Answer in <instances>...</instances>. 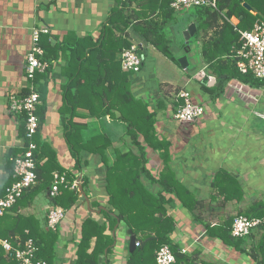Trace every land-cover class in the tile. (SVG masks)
I'll use <instances>...</instances> for the list:
<instances>
[{"label":"crops","instance_id":"1","mask_svg":"<svg viewBox=\"0 0 264 264\" xmlns=\"http://www.w3.org/2000/svg\"><path fill=\"white\" fill-rule=\"evenodd\" d=\"M117 7H121L120 0H0V194L12 175L13 158L23 153L26 145L22 134L25 118L9 111L10 96L24 94L28 90L30 82L25 65L33 32L36 28H46L49 31L41 33L40 43L46 57L51 59L48 69L38 75L36 82L42 100L40 106L45 109L38 137L46 145L47 152H55L58 165L64 169L66 176L67 173L76 176L88 197L86 200L79 195L76 203L66 207L59 199L51 201L49 198L54 178L47 186L40 178L7 213L8 218H27L25 224L47 234L51 231L47 228L50 207L56 204L66 209V216L58 230L53 231L58 235L51 244L56 253L54 264H75L81 229L87 218L100 223L108 222L102 211L114 209L109 203L108 170L117 162L118 152L131 151L136 156L142 154V150L128 136V124L109 114L88 116L90 102H86L87 106H76L73 119L87 122L81 131L83 142L98 134H105L111 140L112 145L105 151V156L83 150L79 169L66 138L65 127L71 117L69 110L76 103L73 98L79 99L81 94L77 54L85 46L90 48V45L100 43L103 26L109 25L110 16ZM133 7H137L136 3ZM253 12L256 13L255 10ZM180 26L173 18L164 25L169 44L178 57L187 55L182 51L184 45H179V36L180 33L184 36L188 27ZM126 32L130 39L147 47V61L141 77L132 86L134 93L157 113L155 127L159 137L170 143L165 154L163 150L157 151L147 145L141 137L146 145V162L143 167H137L142 185L140 190L145 187L152 196L163 197L164 209L167 215L173 217L175 224L170 233L171 243L179 250L187 249L183 255L188 261L181 264H258L252 254L253 247L260 240L258 230L243 240L245 251H241L222 238L209 234L207 226H229L236 215H245L254 202L264 200V94L257 95L255 88L248 85H242L240 89L237 88L241 85L230 86L231 83L236 84L233 79L223 95L214 101L201 88V81L212 85L216 83L215 77L206 73L205 65L200 68L195 60L191 68L189 61V67L184 69L133 27ZM115 33L121 34L116 29ZM121 53L116 52V61L121 59ZM113 58L114 51L107 49L95 61L105 66V62L110 63ZM201 72L204 73L199 82L197 75ZM181 89L189 90L205 106V114L197 122H181L174 116L180 103L177 92ZM62 111L66 112L64 116ZM48 159L44 155L40 164L45 165ZM52 166L50 164L48 168ZM55 172L59 170H53L52 174ZM219 173H224L225 178H219ZM164 175L168 180L166 187L172 188V184L182 187L179 195L166 190L162 183ZM84 181L86 184H83ZM226 192L235 194L228 198ZM155 215L160 216L161 213L155 212ZM7 222L3 223L5 228L14 224L13 220ZM22 227L14 226L6 233L10 232L14 241L20 240ZM28 229L25 228V231L28 232ZM112 235L115 239L112 249H106L100 255L99 264H128L132 251L128 246L129 235L120 220ZM136 238L139 240V236L136 235ZM19 242L14 244L11 241L15 247ZM95 243L94 237L89 253ZM0 255V264H17L11 253L4 248L2 251L1 247Z\"/></svg>","mask_w":264,"mask_h":264},{"label":"trees","instance_id":"2","mask_svg":"<svg viewBox=\"0 0 264 264\" xmlns=\"http://www.w3.org/2000/svg\"><path fill=\"white\" fill-rule=\"evenodd\" d=\"M245 2L249 3L256 13L248 10L243 5ZM134 3H136L137 7H133ZM120 5L121 7L113 10L109 19V25L103 26L100 43L90 45V48L89 46H85V49L77 54L78 84L81 94L79 99L76 97L73 98L76 103L69 110L71 117L67 120L68 125L65 127L66 138L69 149L76 158L79 169L81 168L80 154L83 150L91 153H100L103 157L105 156V151L112 145L111 140L105 134H98L87 142H83L81 131L86 127L87 122H76L73 119V116H76V111H74L76 106H87L86 102H90L92 105L88 107L90 109L88 116L101 117L109 114L112 117L125 121L128 124V136L142 150V154L141 156H136L131 151L127 153L118 152L117 162L108 170L110 175L107 188L108 194L110 195L109 203L113 205L115 210L110 208L109 210L102 211L107 216L108 222L100 223L93 218H87L83 222L81 238L78 243V258L75 264H99L100 255L106 249L109 251L112 249L115 241L112 231L119 220L126 228V232L128 229H132L133 233L139 236V240L137 241L140 245L129 254L128 264H157L156 250L164 244H169L176 254L177 260L173 264H178V262L181 264L184 261H188V259L181 253L177 245L171 243L170 233L174 230L175 225L173 217L167 215L162 196L161 198L152 196L151 192L146 190L145 187H141L140 190L141 184L138 178L140 170L138 172L137 167H143V164L146 162V145L140 140L141 137H143L147 145L157 151L163 150L165 154H167L170 146L167 140L159 137V133L155 127L157 113L151 110L149 104L142 97L134 93L132 87L134 82H138L137 78L141 77V72L147 61V52L143 51L142 67L137 73L124 71L121 59L119 61L115 59L117 51L122 52L125 48L132 45V39H130L126 31L129 27H133L145 40L157 47L177 65L181 66L179 57L173 53L164 29L167 20L175 19L177 13L171 7V0H120ZM219 8L223 11L224 15L218 11H212L207 7H195L191 9V22L197 24V31L194 36L200 37L202 40L200 53L205 65L204 69L207 74L214 76L216 79L214 85L201 81V88L214 101L223 95L227 84L233 79H239L249 85H264V79L256 78L251 73L243 74L240 72L236 60L230 57L233 48L239 47L240 45V34L236 28L249 29L257 19L264 20V0H219ZM232 17L238 19L237 26L228 20ZM160 18H163V20H160ZM115 29L121 32V34L116 35ZM189 46L185 43L182 51L184 53L189 52ZM107 49L114 51V58L110 63L105 62L104 66L100 61H95V59L100 57L101 53ZM87 53L89 56H87ZM46 59L49 61L51 57H46ZM40 73L38 72L36 74L33 81L35 86ZM86 73L88 76H86ZM198 81L200 82V78ZM37 91L39 92L38 89ZM28 92L29 90L25 93ZM67 99L71 103L70 96ZM194 100L199 102L195 98ZM180 102H183V99H180ZM44 113L45 109L39 105L37 114L40 118V126L33 141L38 145V148L35 150V158L37 160L36 172L38 175L37 183L40 178H43L44 185L47 186L51 182L52 177L54 178L52 171L58 169L59 173H62L64 169L58 165L57 158L54 154L55 152L52 151L53 154L47 152L44 147L46 145L39 140L38 132L44 119ZM65 113L62 111L63 116ZM20 115H23L25 118L22 124V134L26 140V145L23 149L24 153L28 144L26 138V114L22 113ZM203 116L193 122L187 123L197 122ZM84 118L86 119L87 116H84ZM44 155H47L49 159L45 165H41L40 160ZM12 163V175L6 186L13 181V160ZM50 164L53 166L48 168ZM223 174L219 173V178L224 177ZM75 178V175L67 173V181L69 183ZM229 179H232V177ZM167 182L166 175H164L162 183L165 187ZM69 183L61 185L60 189L62 191H60L59 196L56 198V200L59 199L66 207L72 206L79 199L78 189H70L68 186ZM84 183L86 184V181ZM170 186L172 188L166 187V190L175 191L177 195H179L180 190L182 191L180 185L172 184ZM4 193L5 189H3V193L0 196L4 195ZM226 194L230 198L235 193L226 192ZM155 212H159L161 215L156 216ZM7 213L0 217V238L7 239L10 243L12 241L14 244L20 241L18 246L23 245L27 238H33L38 245L37 257L46 259L49 264H54L56 253L54 250L55 247L51 244L58 238L57 233L53 231H49L47 234L39 232L33 229L30 224L24 223V220H27V218L21 216H10L8 218L6 216ZM244 214L249 218L260 217L264 219V200L254 202L251 210ZM8 220H13L14 224L10 226L6 225L5 228L3 223L8 224ZM19 225H23L21 239L14 241L11 239L10 232H6L11 231L14 226L19 227ZM27 227L29 228L28 232L25 231ZM231 227L232 224L217 227L207 226V230L209 234L222 238L226 243L236 249L245 251L243 240L247 236L240 238L233 236ZM257 230L261 233V236L258 244L253 247L252 254L258 264H264V226L261 225L255 231ZM94 237L96 238V243L92 252L89 253L88 249ZM0 247L3 251L4 247L1 244ZM11 255L13 256L12 253Z\"/></svg>","mask_w":264,"mask_h":264},{"label":"built area","instance_id":"3","mask_svg":"<svg viewBox=\"0 0 264 264\" xmlns=\"http://www.w3.org/2000/svg\"><path fill=\"white\" fill-rule=\"evenodd\" d=\"M171 7L176 13H183L195 7H207L212 11L223 13L219 8V0H171ZM237 26L238 19H228ZM240 34L239 47H234L231 58L236 60L240 72L251 73L254 77L264 79V20L257 19L249 29L236 28ZM46 28H36L33 32L32 45L27 53L25 72L30 84L29 92L24 94L14 93L10 96L9 111L12 114H26V138L27 149L24 153L13 158L14 173L13 181L5 188V193L0 197V217L9 212L21 199L24 193L34 187L37 183V160L35 150L38 145L33 138L40 126V118L37 114L41 104V95L34 84L38 72H44L49 67L45 50L42 47L41 33L48 32ZM143 43L132 40V45L125 48L121 53V63L124 71L137 73L141 70L143 63V51H146ZM198 73V78L200 77ZM180 102L175 118L181 122H193L205 113V106L194 100L192 93L187 89H181L177 93ZM69 183L66 173H54V181L49 191V198L55 201L61 191V185ZM72 190H77L79 181L74 179L68 184ZM66 216V209L60 205H53L48 211L47 228L51 231L58 230L61 222ZM264 226V219L260 217L249 218L238 214L235 216L231 233L235 237L249 236L254 230ZM0 244L9 253L13 254L17 264H49L46 259L38 258V245L33 238H27L23 245L14 247L9 240L0 238ZM136 245H140L137 241ZM182 253H187L186 248H181ZM177 260L176 254L169 244H164L156 250L157 264H173Z\"/></svg>","mask_w":264,"mask_h":264},{"label":"rangeland","instance_id":"4","mask_svg":"<svg viewBox=\"0 0 264 264\" xmlns=\"http://www.w3.org/2000/svg\"><path fill=\"white\" fill-rule=\"evenodd\" d=\"M191 19H192V11H191V9L189 11H186V12H183V13H177L175 15L176 23L179 24V25L181 24L180 28L183 27V26L189 27L190 24L192 23ZM179 38H180V44L179 45L183 46L184 43H186V41H185V38H184L182 33H180ZM189 45H190L191 48H190V51L187 52V55H188V58H189V61H190V64H191L190 65L191 68L194 66V61L195 60H197V63H198V65L201 68L202 66H204V63H203V59H202V56H201V53H200V46H201L200 37H195V36L191 37V42H190ZM182 48L184 49V46ZM142 52H143V50H142ZM200 68H198V69H200ZM203 73L204 72H201L200 74L203 75ZM234 80H236V84L231 83V84H229L230 86L235 87L236 85L237 86L241 85V86H239L237 88V89H240V88H242V85H248L249 87L255 88V91H256L257 95L264 94V85L255 86V85L245 84L244 82H242L239 79H234ZM262 120L264 121V119H262ZM262 126H264V124ZM254 232H255V230H254Z\"/></svg>","mask_w":264,"mask_h":264},{"label":"water","instance_id":"5","mask_svg":"<svg viewBox=\"0 0 264 264\" xmlns=\"http://www.w3.org/2000/svg\"><path fill=\"white\" fill-rule=\"evenodd\" d=\"M243 5L250 11H254V9L252 8V6L245 2L243 3ZM196 31H197V24L195 22H192L190 24V26L184 31V37H185V40H186V44L189 45L190 43V40H191V37H193L195 34H196ZM179 62L181 64V66L184 68V69H187L189 67V60H188V56L187 55H183L181 57H179ZM201 74H200V77L201 78ZM79 195L80 197L81 196H84L86 198V200H88V197L87 195L85 194L84 190H83V187L82 185L79 183ZM127 234L129 235V249L130 251H133L134 249H136V242H137V238H136V235L133 233V230L132 229H128L127 230Z\"/></svg>","mask_w":264,"mask_h":264}]
</instances>
